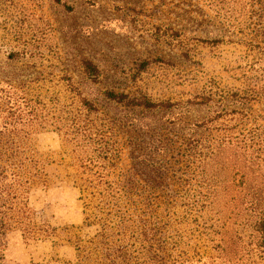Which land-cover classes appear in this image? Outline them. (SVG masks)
<instances>
[{
    "label": "rangeland",
    "instance_id": "rangeland-1",
    "mask_svg": "<svg viewBox=\"0 0 264 264\" xmlns=\"http://www.w3.org/2000/svg\"><path fill=\"white\" fill-rule=\"evenodd\" d=\"M107 92L153 107L124 111ZM39 93L40 104L24 100ZM84 101L137 124L130 135L145 141L153 171L200 189L208 207L196 214L220 218L233 235L227 258L181 264H264V0H0V137L35 147L46 174L27 195L14 186L17 206L28 197L20 224L40 227L24 234L15 218L1 230L0 264L73 263L76 237L95 233L83 225L96 212L70 176L72 147L48 126L83 114ZM126 151L107 182L128 174Z\"/></svg>",
    "mask_w": 264,
    "mask_h": 264
},
{
    "label": "trees",
    "instance_id": "trees-1",
    "mask_svg": "<svg viewBox=\"0 0 264 264\" xmlns=\"http://www.w3.org/2000/svg\"><path fill=\"white\" fill-rule=\"evenodd\" d=\"M82 64L85 68L92 67L89 59H83ZM27 99L35 104L42 102L40 93L35 98L24 100ZM106 99L108 103L115 99L124 111L153 107L141 96H113L107 92ZM81 108L83 114H69L67 118H57L48 124L61 132L66 147H72L70 176L79 188L80 199L85 198L86 204L93 205L99 214H86L83 225L94 227L95 233L86 239L76 237V261L68 264H181L201 261L204 256L206 259L227 258L230 254L228 241L233 239V235L225 227V222L221 223L218 217L206 219L196 214L208 205L204 202L205 194L200 189L191 188L193 184L177 189L168 185L165 170L153 171L155 167L149 165L150 158L143 149L145 141L130 135L137 124L131 120L115 119L88 101H84ZM59 111L67 113L62 104ZM36 125L41 128L47 126L43 123ZM25 141L16 137L12 140L0 137V232L6 230L15 218L17 223L14 227L22 228L24 234L34 233L40 227L20 224L28 197L24 196V202L19 200V206L15 202L19 196L14 193V186H17L15 190L24 188L21 194L27 195L32 186L46 183L42 161L35 147L31 144L25 146ZM198 142L193 140L190 148L197 149L199 162L204 163L205 154L199 151ZM125 148L131 164L126 170L128 174L122 175L121 182H107L113 165L116 166ZM8 161L16 164L15 172L8 173L3 163ZM149 167L152 168L148 170ZM136 176L152 181L141 186L135 182ZM211 208L215 209V206ZM5 217L10 221H5ZM252 225L255 228V223ZM256 226L260 234L259 246L264 249V216L257 220ZM196 256L199 257L193 259Z\"/></svg>",
    "mask_w": 264,
    "mask_h": 264
}]
</instances>
